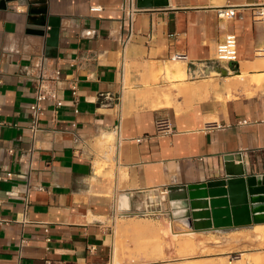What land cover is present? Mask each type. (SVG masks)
Instances as JSON below:
<instances>
[{
  "label": "crops",
  "instance_id": "crops-1",
  "mask_svg": "<svg viewBox=\"0 0 264 264\" xmlns=\"http://www.w3.org/2000/svg\"><path fill=\"white\" fill-rule=\"evenodd\" d=\"M121 2L0 8V264H128L117 234L149 194L223 178L229 160L264 180V20L252 17L264 0H166L132 20ZM224 6L236 7L234 17L217 16ZM228 34L235 62L215 56ZM40 64L60 67L63 104L54 119L44 102L33 141ZM161 116L172 134H155ZM166 200L176 211L178 201Z\"/></svg>",
  "mask_w": 264,
  "mask_h": 264
},
{
  "label": "rangeland",
  "instance_id": "rangeland-1",
  "mask_svg": "<svg viewBox=\"0 0 264 264\" xmlns=\"http://www.w3.org/2000/svg\"><path fill=\"white\" fill-rule=\"evenodd\" d=\"M166 199V194L147 196V208L153 211L158 208L154 215L142 217L135 214L136 209L128 211L127 217L136 223H129L126 230L119 231L116 239V249L120 248L128 264H264V242L252 231L259 224L195 230L182 211L168 210ZM120 222L117 220V226ZM242 233L248 237L241 238ZM192 237L197 247H181ZM115 261L122 263L116 258Z\"/></svg>",
  "mask_w": 264,
  "mask_h": 264
},
{
  "label": "water",
  "instance_id": "water-1",
  "mask_svg": "<svg viewBox=\"0 0 264 264\" xmlns=\"http://www.w3.org/2000/svg\"><path fill=\"white\" fill-rule=\"evenodd\" d=\"M12 1L15 0H0V8ZM165 3L166 0H136L138 8H157ZM38 19H44L40 26L46 24L45 15ZM36 32L43 34L44 28ZM224 174L223 178L199 185L170 186L167 198L178 201L177 210L195 230L264 224V180L245 176L241 165L235 167L231 160L225 162ZM206 197L210 200L203 199Z\"/></svg>",
  "mask_w": 264,
  "mask_h": 264
},
{
  "label": "built area",
  "instance_id": "built-area-1",
  "mask_svg": "<svg viewBox=\"0 0 264 264\" xmlns=\"http://www.w3.org/2000/svg\"><path fill=\"white\" fill-rule=\"evenodd\" d=\"M120 8H122L125 15L132 20L135 13L140 9L136 5V0H122ZM236 14V7L224 6L217 8V16L223 19H229ZM252 17L255 20H264V5H258L253 8ZM216 59L222 62H235L237 60L236 52V39L233 34H228L222 42L216 46L215 50ZM185 55L176 53L172 56V59L181 60ZM61 69L59 66H43L40 64L34 72L35 85L33 90V98L29 104L30 110V122L28 130L31 134L32 140L36 139L38 132L42 130L40 121L44 115L45 101H51L53 103V118L55 119L58 108L63 104L62 99L59 97L58 83L61 81ZM72 100L76 103V87L70 86ZM74 112H78L74 109ZM75 126V123L72 124ZM155 134L158 136L170 135L174 132L171 120L168 116H161L155 120ZM119 128H117L118 131ZM142 138H137L136 141L140 142ZM12 148H8L7 152L12 153ZM10 175V173H7ZM28 207V200L24 202V215ZM135 214L139 216L154 215L155 211L145 208H137ZM47 230V229H46ZM49 241V238H46Z\"/></svg>",
  "mask_w": 264,
  "mask_h": 264
},
{
  "label": "bare ground",
  "instance_id": "bare-ground-1",
  "mask_svg": "<svg viewBox=\"0 0 264 264\" xmlns=\"http://www.w3.org/2000/svg\"><path fill=\"white\" fill-rule=\"evenodd\" d=\"M254 230H252L253 231V233H254V236L256 237V238H258L260 241H263L264 242V224H262V225H255L254 227ZM247 235H249V234H247ZM245 236H246V234L245 233H242L241 235H240V237L242 238H245ZM246 237H248V236H246ZM211 240V239H210ZM185 241V240H184ZM260 241H258V242H260ZM181 242H183V241H181ZM195 241H194V239H193V237H192V239L190 240V239H188V241H186V242H184V243H182V245H181V247H183V248H188V247H194V245H195V243H194ZM179 244V243H178ZM264 244V243H263ZM196 245H197V243H196ZM261 245V244H260ZM198 246V245H197ZM197 246H195V247H197ZM194 247V248H195ZM242 257V256H241ZM249 258H250V256H249ZM201 263H203V262H201ZM206 263V262H205ZM204 263V264H205Z\"/></svg>",
  "mask_w": 264,
  "mask_h": 264
}]
</instances>
